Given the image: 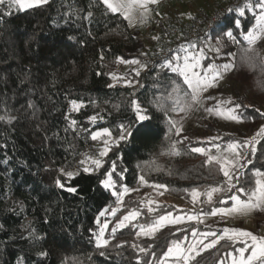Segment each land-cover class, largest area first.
Listing matches in <instances>:
<instances>
[{
    "label": "trees",
    "instance_id": "trees-1",
    "mask_svg": "<svg viewBox=\"0 0 264 264\" xmlns=\"http://www.w3.org/2000/svg\"><path fill=\"white\" fill-rule=\"evenodd\" d=\"M253 10L229 16L208 38L209 43L225 27L238 38L240 51H235L232 74H245L246 80H237L240 88L236 84L231 96L243 105L237 112L241 135H230L210 123L205 128L211 134L199 139L193 132L187 137L177 135L169 124L175 120L177 127H184L197 105L180 117L183 102L172 94V82L182 89L187 85L164 63L139 75L129 69L131 86L114 83L120 61H140L146 42L120 13L107 10L103 0H48L27 10L15 8L9 0L0 4V264H156L154 257L163 259L171 241L187 236L185 245L193 242V230L222 234V228L195 219L164 225L154 238L138 236L136 225L182 212L168 203L140 208L126 202L123 215L131 209L141 215L115 234L109 233L107 247L96 246L100 213L116 203L113 189L102 184L113 162L117 189L126 186L135 196L143 192L140 186L164 185L171 195L192 202L193 189L203 193L224 178L218 165L205 164L207 157L191 148L227 146L251 138L264 127V45H250L244 39L256 24L258 13ZM210 61L206 56L203 65ZM133 100L148 120L137 118ZM72 101L80 105L78 110H71ZM158 102L167 111L160 110ZM122 125L130 133L124 140L119 139ZM104 128L112 135L102 166L95 173L75 170L87 147L98 143L91 136ZM173 144L179 155L171 154ZM255 147L252 163L241 170V182L264 171V138ZM67 172L74 178L69 179ZM142 175L147 184L141 183ZM57 180L64 186H58ZM71 187L76 192L67 190ZM217 195L227 199L229 194H214L212 203L202 194L197 211L185 214L214 217V207H227L216 203ZM149 207L154 209L150 216ZM222 245L224 241L207 249L201 246L189 264H220L221 260L231 264L225 253L232 248ZM240 246L238 240L233 244Z\"/></svg>",
    "mask_w": 264,
    "mask_h": 264
},
{
    "label": "snow or ice",
    "instance_id": "snow-or-ice-1",
    "mask_svg": "<svg viewBox=\"0 0 264 264\" xmlns=\"http://www.w3.org/2000/svg\"><path fill=\"white\" fill-rule=\"evenodd\" d=\"M5 0H0V4H4ZM10 5L15 4L19 6L20 10H27L29 8L37 7L48 3V0H9ZM104 5H106L107 10L112 13H120L125 19L129 21L130 24L134 23L136 19V12H139V17L145 19L149 13V5L157 3V0H103ZM256 7L260 9V14L256 18V26L259 29V33L254 31H249L244 37L248 43L254 44L257 40L261 38V34H264V0H256ZM253 7L252 3L249 2L245 5V8L251 9ZM245 8L239 10V15L243 16L245 14ZM236 27H239V23L233 21ZM222 34H225L228 39L235 42V36L232 31H229L227 27L221 29ZM158 39V38H157ZM219 43V41H218ZM190 47H195L191 45ZM213 50V49H210ZM181 52L184 53L183 57L179 54L166 60L163 67L168 68L171 72L176 73L178 77L183 78V84L187 85V89H182L181 85L175 81L172 82V94L177 98V102L182 101V106L179 108L180 112H186L190 110L194 105L203 106L204 99L203 93L207 92L210 88H215L217 81L222 78L223 74L232 69L233 65L230 63L217 65L215 63L209 62L205 67L203 73L198 71L202 67L201 59L203 58V52L199 56H190L188 54V48H181ZM214 51L219 52V48L214 49ZM182 60V62H181ZM124 63V60L120 61ZM131 64H139L137 60L128 61ZM144 65H141L143 68ZM139 75V71L136 72ZM117 79V77H113ZM131 86V82H128ZM183 92L181 96L180 93ZM211 98V97H210ZM168 99H172L169 96ZM72 107L74 110H78L80 105H77L76 101H72ZM133 108L137 113V118L140 121L148 120V116L141 114L140 106L135 100L132 101ZM230 105L226 109H222V106ZM160 110L167 111L165 104L163 102H158L157 105ZM241 103H237L232 98L226 100H220L215 107H208L205 110L209 114H219L223 115L226 111L228 113L227 118L234 120L236 122L241 121V116L237 114L238 110L242 108ZM173 111L176 109L173 108ZM264 115V113H262ZM94 122L97 118L94 116L91 118ZM76 122L73 120L72 124ZM169 124L171 127L176 128V134L179 135L181 129L177 127L178 122L175 120H170ZM130 134L121 126V134L119 136L120 140H124L125 136ZM111 132L109 129L104 128L102 131L95 132L92 136V140H97L98 138L105 136L109 139L103 141L104 147L99 151V156L104 157L110 151V138ZM264 138V127H261L254 136L244 141L229 142L225 149L221 150L219 147L216 149V154H210V151L202 147H192L191 151L195 153H200L207 157L205 164L212 165L216 164L219 166V171L223 174V181L217 183L215 186H210L203 193L198 192L193 189L191 195L193 200L196 201L200 195H205L207 197L208 203L213 202L214 194H229L227 199H224L223 195H217L216 203H224L227 207L223 209L213 208L211 215H221V216H231L234 214L247 215L253 210L259 209L264 211V171H256L254 177H250L246 182H241L242 169L246 165L252 163L251 157L256 154L255 145L260 143V139ZM171 154L179 155L180 153L176 150L175 144L171 145ZM88 159L97 167L102 166L101 159ZM84 163V161H81ZM116 165L113 162L112 172L107 173V179L102 181L103 186L106 189H113L112 195L116 197V207L112 208L109 213L108 209H105L100 213L101 216L111 215L116 217L117 212L124 205V195L127 194L130 189L128 187H123L122 191L116 188V181L113 179V172H115ZM84 171H90L89 168H85ZM65 175L71 179L74 178L72 172H67ZM140 181L143 184H147L144 176L140 177ZM57 184L63 187L59 180ZM239 185V186H238ZM153 187L160 188L165 187L164 185H154ZM69 192H76L74 187L67 189ZM235 191V194H232ZM230 202V203H229ZM149 204L152 202L149 201ZM148 211L151 213L154 211L153 208L149 207ZM141 215L138 209H131L127 214L122 215L118 218L115 227L111 229V232L115 234L118 229L124 228L129 222L137 220ZM184 217L173 218L171 214L161 215L158 218H154L149 223H141L136 225L139 228L138 236H148L154 238L155 234L160 231L161 227L165 224H177L184 220ZM188 220L198 219L197 217L188 216ZM203 222L202 220L200 221ZM109 224L107 221L103 222L100 226V230L96 235V246L97 248L107 247L109 241L105 239V232L108 230ZM194 238L193 242L187 243L185 245L184 241H187L188 237L185 236L183 239H177L171 241L170 245H166V251L162 253L163 259L160 257H154L156 264H189L191 260L195 259V256L200 254L201 246L204 249L215 247L220 244L221 241L225 242L228 248H232V251L226 252V257L230 258L231 264H264V236L254 235L251 231H242L238 229H228L225 228L222 234H217L216 232H200L193 230L191 232ZM199 239H195L196 237ZM214 237L211 243L205 244L204 241L209 237ZM239 241L241 246L236 248L233 244ZM135 247V245H133ZM141 252H145L146 249L141 248ZM103 254V253H102ZM220 264H224L221 260Z\"/></svg>",
    "mask_w": 264,
    "mask_h": 264
},
{
    "label": "rangeland",
    "instance_id": "rangeland-1",
    "mask_svg": "<svg viewBox=\"0 0 264 264\" xmlns=\"http://www.w3.org/2000/svg\"><path fill=\"white\" fill-rule=\"evenodd\" d=\"M252 5L254 7L253 11L258 13L257 14V17H258V15L260 14V9L255 6L256 3H252ZM15 8L19 9V6L15 5ZM134 25H135V22L130 24L132 29L134 28ZM254 30L255 32L259 33V29L257 28L256 24L254 25V29L251 31H254ZM143 39H144V42H146L145 37ZM257 42H261L262 45H264V34H261V38L251 45H255ZM238 43L239 41L236 36H235V42H233L232 40L228 39L225 34L219 33L218 35H216L210 40V42L208 43L207 50L202 49V48L190 49L189 47H186L188 48V54L190 56H199L200 53L203 52V58L201 59L202 67L198 69V71H200L201 73H203L205 67L207 66V65L206 66L203 65V60L206 58V56H209L211 58V61H210L211 63H215L217 65L230 63L233 65V67L231 70L223 74L222 78L217 81L215 88H210L207 92L203 93V99H204L203 106L197 105V108L194 114L190 118H188L187 121L185 120L186 124L184 127L181 128V131H180L181 135H184L187 137L189 134H192L193 132V134L197 135L199 139H204L207 137V135L211 134V132H208V130L205 128V126L210 123H214V126L216 129L223 130L224 132L230 135H235L237 137L241 135V129L243 127L242 123L228 119L227 118L228 113L226 111L224 112L223 115H219V114H209L205 110L208 107H215V105L220 100H226L229 97L232 98L231 95L234 93L235 85L238 83L237 80H242V81L246 80L245 74H240V75H237L236 77L233 76L232 74V71L235 67V60H236L235 51H240L238 49ZM216 48H219V52L214 51V49ZM210 49H213V50H210ZM224 51H230V53L223 54ZM179 55L183 57L184 53L181 52V54ZM137 65L138 64H131L128 62H124L123 64H121L119 68L120 73L115 75L117 79H114V83L117 85L118 84L128 85V82H129L128 70L129 69L135 70V67ZM130 75H131V72H130ZM237 85L240 88V84H237ZM228 107L229 106L224 105L222 106V109H226ZM72 109L73 107L71 108V110ZM179 114L181 117L184 114V112L179 111ZM105 139H109V137L102 136L98 138L97 139L98 143L94 145L95 147H97L95 148L94 156L98 157L101 160L103 157L99 156V151L104 147L103 141ZM210 154H213V153L210 152ZM82 161H85V160H82ZM79 163L81 162L76 163L75 170H77V168H80L78 167ZM83 166L85 167L84 164ZM153 186H140V188L142 187L144 190L141 193H137L135 196L134 195L132 196L128 192L127 194L124 195V204L128 202L130 204H133V205L135 204L139 206L140 208H142L144 207V205L148 206L149 201H151L152 203H156V204L168 203L172 205L173 207H175L177 211L182 212L178 216H174L173 214H171L173 218L184 217L185 219L182 220L180 223L190 222V221L195 220V219L188 220L187 219L188 214H185V213L186 211H191V212L197 211L199 207L198 198L196 201L193 200L192 202H186L185 200L175 197L174 195H171L170 193H168L164 187L156 188ZM114 207H116V203L110 209H108L109 213ZM123 208H124V205L120 209V211L117 212L116 217H113L110 214L101 217V220L99 222L100 226L105 221H107L109 224L108 230H106L105 232V237H104L105 239L109 235V233L112 234L111 229L115 227V224L118 218L122 217L123 213L121 211L123 210ZM153 212L150 213L148 211L147 212V214H149L148 216L152 215ZM189 216H193V215L190 214ZM195 217L198 218L196 219L197 222L201 223L200 221L202 220L203 222L201 224H204L207 226L210 225L214 228H222V230L225 228H228V229H238L242 231H251L254 235L264 236V211H260L259 209L253 210L247 215L234 214L231 216H221L218 214L212 218L202 217L200 215H195ZM165 225H168V224H165ZM100 226H99V230H100Z\"/></svg>",
    "mask_w": 264,
    "mask_h": 264
},
{
    "label": "built area",
    "instance_id": "built-area-1",
    "mask_svg": "<svg viewBox=\"0 0 264 264\" xmlns=\"http://www.w3.org/2000/svg\"><path fill=\"white\" fill-rule=\"evenodd\" d=\"M249 2L254 0H157V3L149 5L150 11L145 19L136 12L132 30L134 34L147 38L135 70L152 69L165 63L181 48H191V45L206 49L210 34L218 30L229 16L239 14V10ZM217 147L223 150L226 145L211 147L209 151L216 154ZM95 148L94 145L87 147L79 162L85 161L78 164L80 168L77 170L87 167L89 172H97L98 168L88 159H99L94 156Z\"/></svg>",
    "mask_w": 264,
    "mask_h": 264
},
{
    "label": "crops",
    "instance_id": "crops-1",
    "mask_svg": "<svg viewBox=\"0 0 264 264\" xmlns=\"http://www.w3.org/2000/svg\"><path fill=\"white\" fill-rule=\"evenodd\" d=\"M134 22H136V20L134 21ZM147 37H145V39H146Z\"/></svg>",
    "mask_w": 264,
    "mask_h": 264
}]
</instances>
